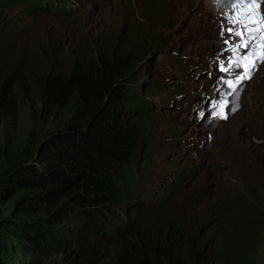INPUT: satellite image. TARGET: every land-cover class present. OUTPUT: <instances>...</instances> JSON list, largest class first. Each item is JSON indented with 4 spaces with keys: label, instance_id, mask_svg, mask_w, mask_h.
Listing matches in <instances>:
<instances>
[{
    "label": "trees",
    "instance_id": "1",
    "mask_svg": "<svg viewBox=\"0 0 264 264\" xmlns=\"http://www.w3.org/2000/svg\"><path fill=\"white\" fill-rule=\"evenodd\" d=\"M11 32L0 27V264H256L264 196L229 200L199 225L171 191L147 201L136 155L154 103L137 77L139 40L82 47L65 69L55 50L15 58Z\"/></svg>",
    "mask_w": 264,
    "mask_h": 264
},
{
    "label": "rangeland",
    "instance_id": "2",
    "mask_svg": "<svg viewBox=\"0 0 264 264\" xmlns=\"http://www.w3.org/2000/svg\"><path fill=\"white\" fill-rule=\"evenodd\" d=\"M40 1L36 8L22 1L0 6V27L12 31L4 45L14 47L15 58L28 51L38 62L55 50L66 69L82 47L122 52L141 43L137 77L154 103L136 155L148 202L171 191L173 204L199 225L219 218L229 200L244 208L245 200L264 196L259 0H63L47 8ZM202 65H220L222 73L210 78ZM213 100L226 118L197 123L200 104L209 113ZM27 118L21 113L19 131L29 128ZM256 264H264V241Z\"/></svg>",
    "mask_w": 264,
    "mask_h": 264
},
{
    "label": "clouds",
    "instance_id": "3",
    "mask_svg": "<svg viewBox=\"0 0 264 264\" xmlns=\"http://www.w3.org/2000/svg\"><path fill=\"white\" fill-rule=\"evenodd\" d=\"M259 3L262 4L261 8L264 7V1L259 0ZM261 18L264 20V10H261ZM255 65V64H254ZM253 65V67L255 68V66ZM240 68V67H239ZM200 69L202 70V72L207 75L208 77L212 78L214 73H222V69L219 65L218 69L216 71H213L212 66H205L202 65L200 67ZM217 103L216 101H212L211 105L215 106ZM172 105V104H171ZM201 105V110L199 112V114L197 115V123L200 122H204L205 124H213L216 123L218 121H221L223 119L226 118L223 110L221 109L220 105H216V108L214 109V111L206 113V109H204ZM197 145H199V143H197Z\"/></svg>",
    "mask_w": 264,
    "mask_h": 264
},
{
    "label": "snow or ice",
    "instance_id": "4",
    "mask_svg": "<svg viewBox=\"0 0 264 264\" xmlns=\"http://www.w3.org/2000/svg\"><path fill=\"white\" fill-rule=\"evenodd\" d=\"M252 2H258V0H252ZM231 31V30H230ZM255 66V65H254Z\"/></svg>",
    "mask_w": 264,
    "mask_h": 264
},
{
    "label": "bare ground",
    "instance_id": "5",
    "mask_svg": "<svg viewBox=\"0 0 264 264\" xmlns=\"http://www.w3.org/2000/svg\"><path fill=\"white\" fill-rule=\"evenodd\" d=\"M207 45H208V44H207ZM233 85H236V84L233 83V84H231L230 86H233Z\"/></svg>",
    "mask_w": 264,
    "mask_h": 264
}]
</instances>
